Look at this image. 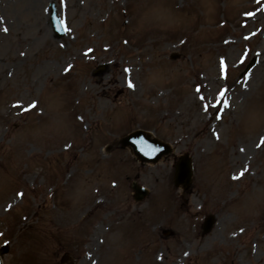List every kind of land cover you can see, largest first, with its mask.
I'll use <instances>...</instances> for the list:
<instances>
[{"label": "rangeland", "instance_id": "1", "mask_svg": "<svg viewBox=\"0 0 264 264\" xmlns=\"http://www.w3.org/2000/svg\"><path fill=\"white\" fill-rule=\"evenodd\" d=\"M139 129L173 153L141 165L114 146ZM0 251L4 264H264V0H0Z\"/></svg>", "mask_w": 264, "mask_h": 264}, {"label": "water", "instance_id": "2", "mask_svg": "<svg viewBox=\"0 0 264 264\" xmlns=\"http://www.w3.org/2000/svg\"><path fill=\"white\" fill-rule=\"evenodd\" d=\"M53 20H54V22H56V23L59 24V22H58V20L56 19L55 15H54ZM127 143L132 144L133 142H131V140L128 139V142H127ZM133 144H134V143H133ZM141 159H142V160H145V158H144L142 155H141ZM188 166H189V165H188ZM188 166H185L184 168L182 167V171H181V172L185 171V172L182 173V175L185 176V178H186V183H185L186 186H189V184H190V178H191V171H190V167H188ZM181 172H179L180 175H179V178H178L180 182L184 180V178H181ZM212 221H213V220H211V219L208 220L207 225L209 226V225L212 223Z\"/></svg>", "mask_w": 264, "mask_h": 264}, {"label": "snow or ice", "instance_id": "3", "mask_svg": "<svg viewBox=\"0 0 264 264\" xmlns=\"http://www.w3.org/2000/svg\"><path fill=\"white\" fill-rule=\"evenodd\" d=\"M4 31H7V28L4 29ZM129 87H134V85L131 84V82H129Z\"/></svg>", "mask_w": 264, "mask_h": 264}]
</instances>
